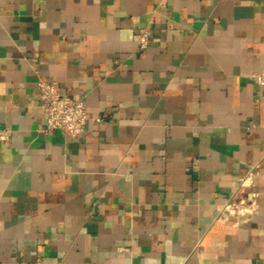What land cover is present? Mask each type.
Returning <instances> with one entry per match:
<instances>
[{
	"label": "crops",
	"instance_id": "crops-1",
	"mask_svg": "<svg viewBox=\"0 0 264 264\" xmlns=\"http://www.w3.org/2000/svg\"><path fill=\"white\" fill-rule=\"evenodd\" d=\"M260 71L264 0H0V264H264Z\"/></svg>",
	"mask_w": 264,
	"mask_h": 264
},
{
	"label": "built area",
	"instance_id": "built-area-1",
	"mask_svg": "<svg viewBox=\"0 0 264 264\" xmlns=\"http://www.w3.org/2000/svg\"><path fill=\"white\" fill-rule=\"evenodd\" d=\"M149 42V32L146 28H140L136 48L145 49ZM255 77L260 84H264V71L255 73ZM37 88L40 105L46 114V131L61 129L71 136H78L83 132L88 117L83 99L61 94L57 82L51 79L39 78ZM6 138L5 130L0 128V140Z\"/></svg>",
	"mask_w": 264,
	"mask_h": 264
}]
</instances>
